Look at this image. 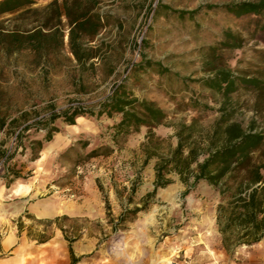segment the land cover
Returning a JSON list of instances; mask_svg holds the SVG:
<instances>
[{
  "label": "rangeland",
  "instance_id": "obj_1",
  "mask_svg": "<svg viewBox=\"0 0 264 264\" xmlns=\"http://www.w3.org/2000/svg\"><path fill=\"white\" fill-rule=\"evenodd\" d=\"M51 1L38 0L41 5ZM245 1L259 0H112L102 7L112 18L96 43L108 46L102 52L105 60L96 69L81 73L76 62H65L45 71L31 67L29 56H23L18 73L10 74L7 81L13 107L29 112L34 121L53 109L94 108L122 83L138 99L155 102L169 118L166 126L154 130V139L148 138L146 127L116 137L114 127L122 119L120 114L110 118L95 112L76 120L74 126L61 118L53 125L59 133L52 142H44L40 153L32 142L45 139L46 125L32 128L23 140L27 149H18L11 161L23 179L8 187L0 178V239L19 224L22 239L28 237L30 245H36L34 240L40 235H57V241L69 245L67 237L75 240L74 252L80 256L77 264H168L166 260L171 264H264V239L234 253L224 249L217 225L222 197L208 183L189 189L179 175L171 173L166 176L171 183L148 198L155 188L156 165L177 147L173 126L196 120L195 138L202 140L220 116L222 96L197 83L209 75L213 50L218 49L223 64L238 75L264 70V12L237 17L224 8ZM160 6L199 13L181 17ZM227 31L244 39L242 48H221ZM145 61L154 66L140 67ZM162 69L167 73L162 74ZM192 100L210 109H195ZM231 103L237 110L236 119L245 127L255 119L258 128H264V113L253 110L252 91L241 88L231 96ZM0 140L7 142L6 147L14 145L5 133ZM53 143V150L43 156ZM32 148L37 156L31 154ZM18 183L26 184L29 192L14 195ZM43 200L56 204L57 211L64 205L74 211L57 213L58 225L47 224L32 214ZM143 202L148 206L145 211L129 214ZM123 215L125 223L120 222ZM21 254L23 263L38 261V255L30 251L23 249ZM14 255L13 250L0 251V261Z\"/></svg>",
  "mask_w": 264,
  "mask_h": 264
},
{
  "label": "trees",
  "instance_id": "obj_2",
  "mask_svg": "<svg viewBox=\"0 0 264 264\" xmlns=\"http://www.w3.org/2000/svg\"><path fill=\"white\" fill-rule=\"evenodd\" d=\"M108 1L112 0H52L41 5L38 0H0V134L5 133L14 140V145L8 147L6 141L0 140V178L5 180L8 187L23 179L20 171L11 164L15 153L20 148L23 151L27 149L23 143L26 133L42 124L46 125L45 139L32 142L33 146L38 147L39 153L44 142H52L55 134L59 133V129L53 125L61 118L74 126L78 118L93 116L95 112L99 117L106 114L110 118L120 114L122 119L114 127L116 137L130 135L146 127L149 130L148 138L154 139V130L166 126L169 115L155 102L135 97L123 83L117 85L112 94L94 108L73 105L57 112L53 109L47 116L36 118L35 121L30 118L29 112L21 107H13L7 77L18 73L23 56H29L28 63L31 67L45 71L47 68L61 67L65 62H76L81 73L96 69L97 63L105 60L102 52L104 48H108L107 44L96 43L102 32L111 25L112 17L102 10ZM160 8L181 17H193L199 13L198 10L173 12L166 6ZM224 8L235 16L242 17L264 12V0L245 1L226 5ZM224 36L225 40L220 43L222 49L243 47L244 39L241 36L229 31ZM217 51L218 49H214L211 54L207 70L209 75L197 83L222 96L223 102L218 109L220 116L211 132L202 140L195 138L196 120L190 125L179 123L173 126L178 139L177 147L170 157L161 159L156 165L155 188L148 198L155 197L160 188L171 183L166 179L171 173L179 175L181 182L189 189L201 182L215 187L222 197L217 225L223 247L227 252L234 253L240 247H252L264 239V128H258L255 119L247 127L238 121L231 96L241 88L252 91L255 94L254 112L264 113V70L254 75H238L223 64V58L217 55ZM139 66L153 67L154 64L145 61ZM161 73L166 74L167 70L162 69ZM78 81L82 82V74ZM191 104L195 109H210L197 100H192ZM97 109L99 110L95 111ZM38 152L31 149L33 156H37ZM188 192L189 190L185 195ZM105 203L107 211H110L107 199ZM147 207V203L143 202L141 208H135L129 214L137 215ZM59 220L60 218H56L45 223L58 225ZM126 221V216L123 215L120 222ZM22 230L23 227L19 224V231ZM49 239L40 235L36 240L43 244ZM65 239L69 243L71 264L79 263L73 248L75 240Z\"/></svg>",
  "mask_w": 264,
  "mask_h": 264
},
{
  "label": "crops",
  "instance_id": "obj_3",
  "mask_svg": "<svg viewBox=\"0 0 264 264\" xmlns=\"http://www.w3.org/2000/svg\"><path fill=\"white\" fill-rule=\"evenodd\" d=\"M55 208L57 209L56 204L43 200V202H39L34 206L32 214L37 219H54L57 217V213L47 216H38L37 211L40 212L44 209L51 210ZM22 212H24V210L20 211V213ZM20 213H18V216H20ZM56 228L58 227L56 226ZM22 231L20 232L19 228H13L11 232L12 234H7L3 239H0V251L13 250L15 252L14 256L8 259H2L0 264H26V262H22L21 253L23 249L32 252L33 255H38V261L36 264H59V258H61V264H71L69 245L64 241H57V235L49 237V241L43 244H40L36 239H33L36 242V245H30L29 242L32 241H30L28 237H26L25 240L22 239ZM76 257L78 258L80 256L76 255Z\"/></svg>",
  "mask_w": 264,
  "mask_h": 264
},
{
  "label": "bare ground",
  "instance_id": "obj_4",
  "mask_svg": "<svg viewBox=\"0 0 264 264\" xmlns=\"http://www.w3.org/2000/svg\"><path fill=\"white\" fill-rule=\"evenodd\" d=\"M82 119H83V117H80L77 120H82ZM55 145H56V143H53L52 145H50L47 148V150L43 153V156H46L47 154H49L53 150ZM27 192H29V187L26 184H24V183H18V185L16 186V188L13 190L12 193L14 195L18 196V195H23V194H25ZM1 196H2V192L0 191V197ZM73 211H74V209L72 207H70L68 205H64L62 208H59L58 211H57L56 208L55 209H51V210L44 209V210H42L40 212L37 211V214H38V216H47V215H52V214H55V213H73ZM166 262L168 264H171V262H169V260L168 261L166 260Z\"/></svg>",
  "mask_w": 264,
  "mask_h": 264
},
{
  "label": "built area",
  "instance_id": "obj_5",
  "mask_svg": "<svg viewBox=\"0 0 264 264\" xmlns=\"http://www.w3.org/2000/svg\"><path fill=\"white\" fill-rule=\"evenodd\" d=\"M0 169H1V164H0Z\"/></svg>",
  "mask_w": 264,
  "mask_h": 264
}]
</instances>
